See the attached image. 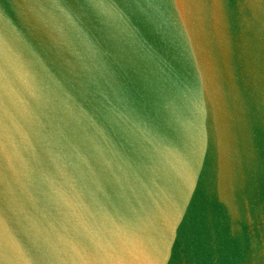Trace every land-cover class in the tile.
Instances as JSON below:
<instances>
[{"label": "water", "instance_id": "1", "mask_svg": "<svg viewBox=\"0 0 264 264\" xmlns=\"http://www.w3.org/2000/svg\"><path fill=\"white\" fill-rule=\"evenodd\" d=\"M0 264H264V0H0Z\"/></svg>", "mask_w": 264, "mask_h": 264}]
</instances>
